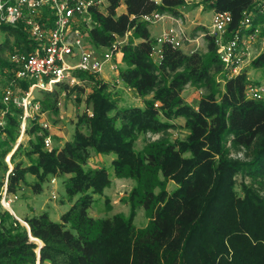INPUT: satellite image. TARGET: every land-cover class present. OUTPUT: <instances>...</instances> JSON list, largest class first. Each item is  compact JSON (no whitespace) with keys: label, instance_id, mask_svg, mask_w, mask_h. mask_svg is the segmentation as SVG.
<instances>
[{"label":"trees","instance_id":"obj_1","mask_svg":"<svg viewBox=\"0 0 264 264\" xmlns=\"http://www.w3.org/2000/svg\"><path fill=\"white\" fill-rule=\"evenodd\" d=\"M186 1L106 0L103 12L93 10L95 23L88 37L94 48H108L127 35L118 45L122 54L118 74L123 85L141 98L142 106L120 107L99 74L76 70L84 85L59 84L53 91H41V110L57 112L61 92H76L84 94L92 116L84 109L71 138L51 148L43 145L47 131L30 120L27 147L20 141L13 149L21 109L7 105L5 126L0 127V168L8 169L3 162L7 153L12 163L6 192L18 193L27 184L37 194L48 176L65 177L69 207L58 221L45 211L26 215L22 220L27 227L0 204V264H264V98L246 97V69L228 74L207 30L205 52H185L163 42L161 57L155 61L151 56L155 39L142 16L157 12L178 17V8ZM199 3L230 14L227 35L241 27L246 15L251 17L249 30L258 28L257 18H264V4L258 0ZM121 5L124 10L118 12ZM0 31L4 87L13 74L9 53L27 52L31 40L21 24L1 25ZM249 64L264 74V49ZM218 79L223 81L221 90ZM18 84L21 89L27 86L23 80ZM187 84L203 89L195 105L181 96ZM2 90L0 109L5 107ZM176 117L183 118L187 132L173 139L168 130L175 127L171 120ZM148 133L157 137L136 150L138 135ZM231 147L247 150L246 159L231 157ZM21 149L29 164L14 161ZM92 151L112 153L113 174L134 181L127 216L89 215L93 195H100L110 183L106 168L88 166ZM28 173L36 177L33 182H27ZM236 175L242 178L241 193L236 191ZM169 181L175 185L170 190ZM138 207L147 215L142 228L133 223Z\"/></svg>","mask_w":264,"mask_h":264},{"label":"built area","instance_id":"obj_2","mask_svg":"<svg viewBox=\"0 0 264 264\" xmlns=\"http://www.w3.org/2000/svg\"><path fill=\"white\" fill-rule=\"evenodd\" d=\"M264 0H258V4ZM106 0H0V26L21 24L31 40L27 52L14 51L9 53L8 60L13 65V74L2 90L1 101L5 105L0 109V127L5 126L7 105L14 104L21 109L19 133L13 149L25 134L27 123L36 120L42 130L45 148L52 147L51 122L41 110L40 101L35 91H53L59 84L69 87L84 85V80L75 75V71H87L101 74L105 64L109 65L116 83L120 81L118 69L121 52L119 41L104 49L94 48L88 37L89 29L94 25L93 10L103 12ZM164 14L153 12L142 16V19L154 23L161 20ZM231 20L228 12L212 11L210 25L206 33L213 36L216 52L228 74H237L250 61L249 44L258 33V28L249 30L251 17L246 15L238 30L227 35V26ZM183 31L178 27L169 26L154 38L151 56L157 61L161 57V44L168 42L181 47ZM33 43V44H32ZM27 83L21 89L19 81ZM73 97L76 92L71 93ZM64 95V91L61 92ZM245 95L249 98L264 97V86L256 84L247 77ZM60 105V101L58 102ZM88 117L92 116L91 108H85ZM12 149V150H13ZM9 155L5 158L7 171L0 189V204L11 214V204L18 199V193L6 192L7 173L11 169ZM57 177L48 180L50 197L57 198L54 187ZM26 225V222H23ZM27 226V225H26Z\"/></svg>","mask_w":264,"mask_h":264},{"label":"rangeland","instance_id":"obj_3","mask_svg":"<svg viewBox=\"0 0 264 264\" xmlns=\"http://www.w3.org/2000/svg\"><path fill=\"white\" fill-rule=\"evenodd\" d=\"M200 0H188L186 3L178 8L180 15L178 17L172 16L169 13H164L163 19H171L170 25L173 27H178L183 31V38H182V45L181 48L185 50H197L200 52H205L206 50V41L204 39V31L208 30V27L210 25V19H211V10L204 8L201 3H199ZM122 8V7H121ZM121 8H118V12L121 10ZM104 11V9H103ZM181 12H186L187 15L185 16ZM255 14V12H252V16ZM259 17V15L257 16ZM163 19L162 21H157L154 24L149 23L150 29H155L156 27H161L160 25H163ZM259 27V33L256 37V39L249 44V46L252 48H249L250 57H253L261 47H264V18L258 19L255 23ZM3 39V33L0 31V41ZM127 40V35L119 38V42L123 43ZM118 60L121 61V57ZM247 64V63H246ZM120 65H122L120 63ZM248 66L249 65H244ZM101 74H104V77H106V80H108V84L110 85L113 97L117 100L118 105L120 107L128 106V105H140L142 106L141 98L136 95L133 89L124 86L120 82L116 83L114 80V77L112 75V71H102ZM100 74V76H101ZM106 74V75H105ZM247 77L251 80H253L256 84L260 85L261 87L264 86V74L260 68H254L251 67L249 69V73L247 74ZM219 86L218 89L221 90L223 88V81L221 79H218ZM3 87V78L0 76V93ZM88 86H85V89H87ZM203 92V89L200 88L197 85L194 84H187L184 89L181 92V96L183 99L191 103L193 105L196 104L197 98L199 95H201ZM35 94L37 96H40L39 91H35ZM264 98V97H263ZM60 105H58V110H60L62 117L56 115V112H50L45 111V117L51 122L52 127L55 125H58L64 132V135L67 137H71L72 130L74 129V123L77 119V116H79L83 110L85 109L86 105L84 103V94H76L75 97L71 95H61L60 96ZM91 108V107H89ZM57 110V111H58ZM171 122L175 125V127L170 128L168 130L169 137L171 138H183L186 134V129L183 127V118L182 117H176ZM32 138L31 134H24L21 138V143L24 148L27 147V143L29 138ZM157 137L155 134H139L136 141H135V149L140 150L144 144L148 140H153ZM63 138V137H62ZM59 140L58 138L54 137L52 140L53 146H56L58 144ZM14 146V144H13ZM246 151L245 149L236 150L235 148H230V156L233 158H237L240 160L246 159ZM9 154L7 153L3 157V162L6 164L5 158ZM113 158L112 153H98L93 152L91 153V157L88 160V166L93 168H99L104 167L109 173V179L110 183L104 187L102 193L100 195L94 194V200L88 210L89 215L92 217H110L113 214L116 213H122L125 216L129 213V202H128V196L129 192L134 186V181L127 177H117L113 174L112 167H111V159ZM22 160L24 164H29V159L26 157L23 149H21L15 156L14 161ZM10 162V159H9ZM11 166L12 163L10 162ZM6 171L4 169L0 168V178L5 176ZM51 176H48V179L42 184V191L36 195V200H31L30 198L34 194L30 187L27 184H22L21 189L18 192V199L15 200L11 204V209L14 212L13 207L17 203H23L27 205L26 203L29 202L28 206L36 204L37 207H40V205H43L44 211H46L49 215V217L52 220H55V214L53 213L54 207L57 205H61L64 203H69L64 195L63 190V179L57 177V184L54 187L57 192V198L52 199L50 197V189L52 188L48 184V180ZM36 179V177L33 174H26V180L27 182H33ZM242 178L240 175H236V191L237 193H241L239 189V181ZM245 182L249 183L251 180L248 177H245ZM256 184V183H254ZM174 183L172 181H169L166 185L167 189H172L174 187ZM27 201V202H26ZM35 206V207H36ZM58 208V207H57ZM60 209V208H59ZM16 215V214H15ZM22 219L21 217H19ZM22 223V222H21ZM133 223L135 227L142 228L147 223V215L145 211L138 207L135 212V216L133 218ZM23 224V223H22ZM37 243H39L36 240Z\"/></svg>","mask_w":264,"mask_h":264},{"label":"crops","instance_id":"obj_4","mask_svg":"<svg viewBox=\"0 0 264 264\" xmlns=\"http://www.w3.org/2000/svg\"><path fill=\"white\" fill-rule=\"evenodd\" d=\"M156 1H158V0H156ZM122 7V8H121ZM120 8H121V10L119 11V12H121V11H123L124 10V6L123 5H121L120 6ZM212 11L213 10H211V13H212ZM181 13H183L185 16L187 15V13L186 12H181ZM164 18V17H163ZM162 18V19H163ZM162 19L161 20H159V21H162ZM175 19H176V17H175ZM171 20V19H170ZM169 19H163V25H160L161 27H156L155 29H150V26H148V29H149V32H150V36H152L153 38H155L161 31H162V29H164V28H167V27H169V25H170V21ZM155 23V22H154ZM153 23V24H154ZM256 26H258V25H256ZM259 27V26H258ZM119 40V39H118ZM254 43V42H253ZM181 48V47H180ZM206 48V47H205ZM249 48H252V46L250 47L249 46ZM183 51H185V52H190V51H192L191 49H189V50H185V49H183V48H181ZM264 49V47H261L260 48V50L257 52V53H259L260 51H262ZM256 53V54H257ZM255 54V55H256ZM254 55V56H255ZM119 59H120V56H119ZM119 61V60H118ZM120 63L122 64V62L120 61ZM119 63V64H120ZM245 65H248V62H247V64H245ZM250 65V64H249ZM251 68V67H250ZM250 68H248V66H244V69H246V71H247V74L249 73V69ZM104 71H108V72H111V70H110V68H109V65L108 64H105V66H104V68H103V72ZM106 75V74H105ZM101 78H103V80L105 81V82H107V83H109L108 82V80H106V77H104V74H101V76H100ZM121 84H123L122 83V81L120 80L119 81ZM56 115H58V116H61L62 117V114H61V112H60V110H58L57 112H56ZM50 133L52 134V140H53V138L54 137H56V138H58V140H59V142H58V144L56 145L57 147H60L62 144H63V142L64 141H66V140H68V139H70L71 137H67V136H65L64 135V132H63V130L58 126V125H55V126H51V129H50ZM72 133H73V130H72ZM70 136H72V134L70 135ZM63 137V138H62ZM37 194H39V193H37ZM37 194H33L32 195V197L30 198L31 200H36V195ZM34 200V201H35ZM27 202V201H26ZM27 205H25V204H23V203H17L16 205H15V207H13V209H14V213L16 214V216H18V217H24V216H26V215H32V214H37V213H40V212H43L44 211V209H43V205H46V204H44L43 203V205H40V207H37L36 206V204H34V205H30V206H28V204H29V202H27L26 203ZM36 206V207H35ZM58 207V208H57ZM69 207V203H64V204H61V205H57V206H55L54 207V210H53V213L55 214V221H58L59 220V218H60V215L67 209ZM60 208V209H59ZM46 212V211H45Z\"/></svg>","mask_w":264,"mask_h":264},{"label":"water","instance_id":"obj_5","mask_svg":"<svg viewBox=\"0 0 264 264\" xmlns=\"http://www.w3.org/2000/svg\"><path fill=\"white\" fill-rule=\"evenodd\" d=\"M11 213V212H10ZM14 217L18 220V221H20V222H24L22 219H20L18 216H16V215H14ZM27 225V224H26ZM27 227H28V225H27ZM32 238V237H31ZM37 251H38V249H37Z\"/></svg>","mask_w":264,"mask_h":264}]
</instances>
